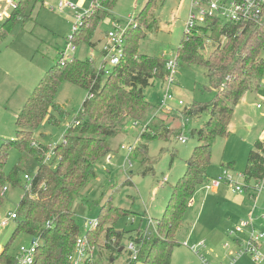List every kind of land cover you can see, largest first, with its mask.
I'll return each instance as SVG.
<instances>
[{
    "label": "trees",
    "instance_id": "trees-1",
    "mask_svg": "<svg viewBox=\"0 0 264 264\" xmlns=\"http://www.w3.org/2000/svg\"><path fill=\"white\" fill-rule=\"evenodd\" d=\"M116 1L99 0L103 9L94 10L92 7L69 42L76 47L82 43L92 46L97 25L109 16ZM154 1L150 0L135 17V23L129 26L124 56L119 64L108 68L105 62L104 68L99 69L91 60L61 56L33 90L18 115L16 139L0 146V213L5 204L4 188L22 186V176L25 179L29 173L34 175L35 172L36 175L31 189L16 210V229L12 239L24 234L38 243L33 264H69L81 237L76 213L72 210L74 202L82 190L98 178L97 166L111 153L110 140L124 131V121L140 124L147 121L153 105L146 98L145 90L153 87L156 80L163 83L167 80L166 60L139 54L140 43L145 39L142 26L145 32H151L157 24L148 19ZM39 2L20 0L13 16L5 21L0 31V41L5 39L19 18L24 21L31 18L28 12ZM210 32L212 36L208 35ZM207 38L214 40L216 46L208 57L204 55ZM263 51L264 8L255 22L221 23L213 19L197 27L190 35L184 34L177 51L179 67H204L217 94L210 104H193L183 111L184 124L205 112H209V120L200 128L190 129L189 135L199 145L189 160L187 171L173 187L163 217L156 227L151 226L129 238L137 245L139 254L135 261H130L129 254L127 264H172L173 251L178 244L177 233L190 203L208 181L212 143L229 137L236 107L247 93L257 94L261 89L264 80ZM65 82L85 89L88 96L76 118L79 125L67 130L64 142L56 145L47 164L45 157L50 149L35 140V132L47 118L57 124L52 112L60 111L55 101L61 84ZM154 120L147 126V131L141 133L140 139L146 142L167 140L171 132L166 121ZM135 149L133 153L144 154L148 147L137 142ZM11 151L19 153L21 158L6 173ZM233 167V163L227 166L229 169ZM243 175L248 185L257 184L264 178V142H255ZM130 215L134 213L115 207L108 201L101 207L97 227L85 235L92 246L110 252L111 263L115 260L114 255L122 250L119 241H122L123 233L117 232L115 226L121 218ZM101 238L104 245L99 244ZM16 263V255L10 254L7 245L0 254V264Z\"/></svg>",
    "mask_w": 264,
    "mask_h": 264
},
{
    "label": "rangeland",
    "instance_id": "rangeland-1",
    "mask_svg": "<svg viewBox=\"0 0 264 264\" xmlns=\"http://www.w3.org/2000/svg\"><path fill=\"white\" fill-rule=\"evenodd\" d=\"M60 1L62 0H40L32 11L29 10L28 15L31 14V18L26 21L19 18L5 39L0 41V146L6 141L16 139V119L26 101L49 69L60 60L62 52L68 48V43L73 45L69 40L75 25L79 24L77 15L84 17L91 12L95 4V0H65L75 4L78 10L76 12L66 10L60 13L53 10ZM149 1L117 0L115 6L109 11V16L97 25L92 38L93 45L82 43L69 57L76 56L80 60H91L97 68H100L104 61H109V57L107 59L105 57L104 48L109 43V33L113 31V24L118 23L121 30L134 24L135 17ZM93 9L100 10L103 6L98 2ZM189 9L190 0H155L148 19L149 22L153 20L157 24L151 32H145L146 29L142 26L145 39L140 43L139 54L156 58H162L163 55L169 58L176 56L186 31ZM4 24L5 21H0V31ZM208 35L212 36L211 32ZM205 41L204 55L208 57L216 46L211 38ZM262 57L264 59V51ZM110 67L108 63V68ZM261 85L257 94L247 93L236 107L229 137L212 143V163L207 177L209 182L210 179L217 178L226 170L234 176V181L243 189L248 188L247 192L237 194L225 184L215 194L203 189L196 194L195 206L193 209H188L177 233L178 244L174 250L172 264H180L177 257L182 251L179 248L192 252L185 246L184 241H187L188 233L195 220H198L199 225H207L213 216L224 215L241 201L247 204L250 210L256 203V198L250 199L249 195L252 194H260L255 216L264 213V182L260 183L259 189L254 190L252 189L256 187L254 182L248 185L244 178H239L245 171L249 153L254 150L255 142L264 140V83L262 82ZM165 87L163 82L156 80L153 87L145 90L146 98L153 105L147 115L149 116L147 121L142 124H136L131 120L124 121V131L110 140L112 155L110 153L97 166L98 178L82 190L78 200L72 206L81 236H85L91 230L89 227L91 221H98L101 207L108 201H111L115 207L134 213L121 218L115 226L117 232L123 233V239L119 241L122 250L114 255V262L109 261V251L97 247L99 255L96 256V263L98 264H127L129 260L127 249L132 242L129 238L152 225L156 227L163 217L173 187L187 171L189 160L199 145L198 141L189 135V131L192 128H200L209 120V112H205L184 124L182 113L185 109L193 104L202 106L210 104L217 92L211 86L204 67L180 66L176 83L171 88L174 99L168 103L170 108L156 118V120L166 121L171 132L169 138L167 140L153 139L149 142L140 139L141 133L147 131V129L144 130V126L159 108L165 94ZM87 96L88 92L85 89L71 83H62L55 101L60 111L52 112L57 124L49 122L47 118L35 132V140L51 150L58 143L64 142L67 130L71 126L76 127L75 120ZM180 101L183 105H179ZM258 105H263V109H258ZM181 136L186 138V143L179 140ZM136 141L147 145V153L135 151L128 155L127 151L121 150L122 147L133 146ZM109 156L111 162L107 164ZM20 158L19 153L11 151L5 172L9 173L18 164ZM128 159L131 165L128 162L124 165ZM231 163L234 164L233 169L227 168ZM223 167L226 168L223 169ZM28 175L36 176L35 172L34 175L30 173ZM27 187V181L23 176L22 186L16 188L7 186L5 204L0 213V224L8 214L16 213L27 192ZM15 229L14 221H11L6 228L0 227V254L7 245L12 255H17L22 246L32 245V238L24 234L17 235L12 241ZM198 230L201 229L198 228ZM262 230L264 232V225ZM195 232L198 231L195 230ZM243 239L245 238L242 235L218 239V245H215L213 250L214 254H207L204 248L200 247L197 252L204 256L205 261L194 254L197 258L196 264H218L222 263L223 259L225 264H260L248 254L229 257L230 251L237 254L240 250L234 242L242 243ZM104 243L101 238L99 244L104 245ZM209 243L211 244L210 241ZM227 243L229 247L226 248L224 245ZM261 248L264 255V240Z\"/></svg>",
    "mask_w": 264,
    "mask_h": 264
},
{
    "label": "built area",
    "instance_id": "built-area-1",
    "mask_svg": "<svg viewBox=\"0 0 264 264\" xmlns=\"http://www.w3.org/2000/svg\"><path fill=\"white\" fill-rule=\"evenodd\" d=\"M19 2L20 0H0V21L9 20L13 16L14 11L18 8ZM94 2L95 4H97L99 0H95ZM95 4L93 6H95ZM263 8L264 0H190V9L188 19L186 21L185 34L190 35L197 27L204 26L208 20L213 19L225 23L255 22L261 17ZM53 10H56L60 13L66 10L76 12L78 8L75 4L69 1L62 0ZM77 19L79 24L75 25L74 31L78 30L82 25L84 17H80L77 15ZM128 27L124 30H121L118 23L113 24V31L109 33V43L104 48V54L106 55L105 57L106 59L109 57V61H104L99 69L104 68L103 65L105 62L106 67H108V63L111 66H115L120 63L122 57L124 56V48L126 44L125 33L128 30ZM71 38L72 37H70V39ZM75 52L76 46L68 44L67 50L62 52L61 56L64 58H69L70 54H74ZM162 58L166 60V70L168 73L167 80L164 83L166 85L165 94L159 105V108L156 110V113L153 117L149 118L148 123L144 126V130L147 129V126L150 124V122L154 120V118H157L160 113L169 110L170 107L168 106V103L174 99V96L171 94V88L176 83V75L179 68V58L177 55L173 58H169L166 55H163ZM179 105H183V102L180 101ZM262 108L263 105H258V109ZM74 124H76V126L79 125V121L75 120ZM70 128L73 127L71 126ZM179 140L182 143H186V138L183 136H181ZM136 144L137 141L133 146H130L128 148L122 147L121 150L127 151L128 155H131L135 149ZM55 147L56 145L52 147V150L50 149L46 154L45 163L48 164V162H50L52 156L54 155ZM110 162L111 157L109 156L107 159V163ZM127 162L131 165L129 159L126 160L124 165H126ZM239 178L245 179V176L240 175ZM33 179L34 177H31L29 175L25 176V180L28 184L27 192L31 189ZM262 181L264 182V178L256 184L255 188L252 189H259L260 183ZM225 184L233 189V191L237 194H245L248 189H243L236 181H234V176L229 174L225 170L222 175L218 176L215 179H210V181L207 182V184L204 186L203 190L216 193L219 188ZM6 192L7 187L4 188L3 194L5 195ZM259 195L260 194L249 195L251 200L256 198L255 206L249 210V216L241 221L240 224L230 232L229 236L242 235L245 239L242 240L243 244L239 241H235L234 243L240 248V250L237 254L230 251L229 255L231 257H235L236 255L248 254L251 255L256 262L264 264V255L261 252V245L262 241L264 240V232L263 230H259L256 227V223L258 221H261L264 224V213H262L260 216H255L254 214L255 210L257 209ZM15 219H17L16 213L8 214V216L2 220L0 227H8L9 223L11 221H14ZM150 223L153 224L152 220H150ZM97 225L98 221H91L89 223V227L91 229L96 228ZM187 244L188 243H185V246H188ZM37 246L38 243L36 241L30 247L22 246L19 249L18 254L16 255V264H33L37 253ZM203 246L204 242H202L199 247ZM224 247H229V244L227 243ZM192 249L195 250L197 248L195 247ZM127 252L131 255L130 261H135L138 257L139 249L134 242H131L129 243ZM97 255V247L92 246L86 236H81L77 240L74 253L69 259V264H96Z\"/></svg>",
    "mask_w": 264,
    "mask_h": 264
},
{
    "label": "crops",
    "instance_id": "crops-1",
    "mask_svg": "<svg viewBox=\"0 0 264 264\" xmlns=\"http://www.w3.org/2000/svg\"><path fill=\"white\" fill-rule=\"evenodd\" d=\"M262 142H264V140ZM224 168L226 167H223V169ZM194 206H195V199L194 201H192V203H190V209H193ZM248 210H249L248 205L244 204L241 201V202H237V205L233 206V209L227 211L224 215H221L220 217L213 216V219H211L207 225H199L198 220H195L193 225L191 226L192 229L188 233L187 241L186 240L184 241V243H188L189 246H191V247L187 246V248L192 250V252L188 251L185 248H179V250L182 251L178 253V257H177L180 260V264H196L195 259L197 260V258L194 257V254L197 257L200 256L202 261H205L204 256L202 257V255H200L199 252H197L200 249L199 246L202 242H204L203 248L205 253L214 254L213 250H215L216 247L215 245H218V239H223L226 236H229L231 230L235 226L240 224L241 220L239 221V219L242 217H244L243 219L248 217V212H249ZM256 224H257L256 227L259 230H262V225L264 224L261 221H258ZM198 228H200L201 230H198ZM195 230L198 232L196 233ZM209 241L211 242V244L209 243ZM195 247L197 249L193 250L192 248ZM174 253L175 251H173V256ZM229 257L231 256L229 255ZM223 260L221 261L222 263H218V264H223L224 263ZM172 262H173V257H172Z\"/></svg>",
    "mask_w": 264,
    "mask_h": 264
},
{
    "label": "water",
    "instance_id": "water-1",
    "mask_svg": "<svg viewBox=\"0 0 264 264\" xmlns=\"http://www.w3.org/2000/svg\"><path fill=\"white\" fill-rule=\"evenodd\" d=\"M35 242V240L32 241V244Z\"/></svg>",
    "mask_w": 264,
    "mask_h": 264
}]
</instances>
